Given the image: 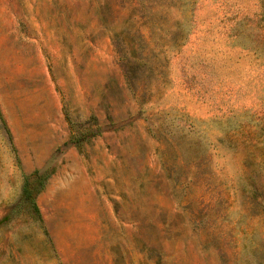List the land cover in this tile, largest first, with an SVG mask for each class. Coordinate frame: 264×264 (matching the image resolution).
Listing matches in <instances>:
<instances>
[{
  "label": "rangeland",
  "instance_id": "rangeland-1",
  "mask_svg": "<svg viewBox=\"0 0 264 264\" xmlns=\"http://www.w3.org/2000/svg\"><path fill=\"white\" fill-rule=\"evenodd\" d=\"M0 264H264V0H0Z\"/></svg>",
  "mask_w": 264,
  "mask_h": 264
},
{
  "label": "trees",
  "instance_id": "trees-1",
  "mask_svg": "<svg viewBox=\"0 0 264 264\" xmlns=\"http://www.w3.org/2000/svg\"><path fill=\"white\" fill-rule=\"evenodd\" d=\"M43 182L41 176L35 171L29 176H25L22 186V200L30 206L38 214V208L35 202V195L42 189Z\"/></svg>",
  "mask_w": 264,
  "mask_h": 264
}]
</instances>
